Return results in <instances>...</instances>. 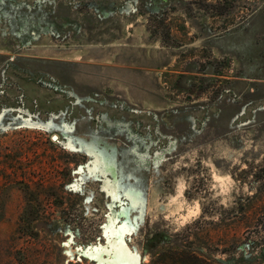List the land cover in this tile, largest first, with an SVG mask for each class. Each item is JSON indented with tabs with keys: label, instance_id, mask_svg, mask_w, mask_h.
<instances>
[{
	"label": "rangeland",
	"instance_id": "rangeland-1",
	"mask_svg": "<svg viewBox=\"0 0 264 264\" xmlns=\"http://www.w3.org/2000/svg\"><path fill=\"white\" fill-rule=\"evenodd\" d=\"M118 253L264 264V0H0V264Z\"/></svg>",
	"mask_w": 264,
	"mask_h": 264
},
{
	"label": "bare ground",
	"instance_id": "bare-ground-1",
	"mask_svg": "<svg viewBox=\"0 0 264 264\" xmlns=\"http://www.w3.org/2000/svg\"><path fill=\"white\" fill-rule=\"evenodd\" d=\"M114 254H116V253H114ZM115 256V255H114ZM126 256V255H125ZM125 256H123L121 253H118L117 255H116V264H131L130 263V261L127 259V258H125ZM102 263V262H101ZM100 263V264H101Z\"/></svg>",
	"mask_w": 264,
	"mask_h": 264
},
{
	"label": "trees",
	"instance_id": "trees-1",
	"mask_svg": "<svg viewBox=\"0 0 264 264\" xmlns=\"http://www.w3.org/2000/svg\"><path fill=\"white\" fill-rule=\"evenodd\" d=\"M191 260H193L194 262L196 261V258L191 256ZM186 264H188V261L186 262Z\"/></svg>",
	"mask_w": 264,
	"mask_h": 264
},
{
	"label": "water",
	"instance_id": "water-1",
	"mask_svg": "<svg viewBox=\"0 0 264 264\" xmlns=\"http://www.w3.org/2000/svg\"><path fill=\"white\" fill-rule=\"evenodd\" d=\"M52 139L56 141L57 140V137L56 136H53Z\"/></svg>",
	"mask_w": 264,
	"mask_h": 264
}]
</instances>
